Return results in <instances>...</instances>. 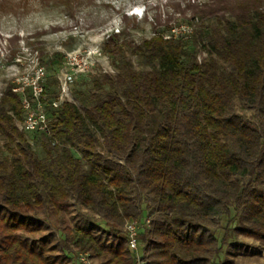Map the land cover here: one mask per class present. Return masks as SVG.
I'll use <instances>...</instances> for the list:
<instances>
[{"label":"trees","instance_id":"1","mask_svg":"<svg viewBox=\"0 0 264 264\" xmlns=\"http://www.w3.org/2000/svg\"><path fill=\"white\" fill-rule=\"evenodd\" d=\"M193 18L139 44L111 35L115 73L79 76L87 91L58 108L45 82L48 136L19 131L20 96L2 91L0 264H230L232 237L264 246V5L209 0ZM143 219L130 252L125 224Z\"/></svg>","mask_w":264,"mask_h":264},{"label":"rangeland","instance_id":"2","mask_svg":"<svg viewBox=\"0 0 264 264\" xmlns=\"http://www.w3.org/2000/svg\"><path fill=\"white\" fill-rule=\"evenodd\" d=\"M208 1L0 0V97L8 86L26 87L27 80L38 67L44 70V83L52 82L56 94L59 71L65 62L71 63L69 71L79 70L77 75L92 72L114 74L110 59L101 50L111 35L123 30L125 34L115 40L139 44L154 34L168 36L172 29V33L187 34L191 30L189 26L198 27L197 20H192V5ZM260 1L264 5V0ZM132 60L135 68H139L136 59ZM88 87V81L72 84L71 101L79 92H86ZM235 105L238 113L251 114L247 107L238 102ZM20 122H16L18 129ZM2 145L0 137V152L5 155ZM33 148L39 157H43L37 145ZM224 225L223 221L221 226ZM216 235L222 239L223 230L217 229ZM60 239L57 234L51 243ZM227 244L236 245L241 250L229 256L221 254L216 261L226 258L230 264L264 263V246L257 242L232 237ZM92 263L98 264L94 259Z\"/></svg>","mask_w":264,"mask_h":264},{"label":"built area","instance_id":"3","mask_svg":"<svg viewBox=\"0 0 264 264\" xmlns=\"http://www.w3.org/2000/svg\"><path fill=\"white\" fill-rule=\"evenodd\" d=\"M71 63H63L58 77V97L51 101L52 108H58L64 102H71L70 87L72 83L81 75H77L79 70L69 71ZM83 72V71H82ZM85 72V71H84ZM89 71H87L88 73ZM45 73L42 67L34 70L33 76L27 80L26 87L13 88L12 92L20 96L22 119L19 130L25 134L36 133L43 136L50 134V120L46 112L44 101V81ZM149 226V220H133L125 224L124 234L127 239V247L130 252H137L139 234ZM87 254L78 255L79 264H93Z\"/></svg>","mask_w":264,"mask_h":264}]
</instances>
